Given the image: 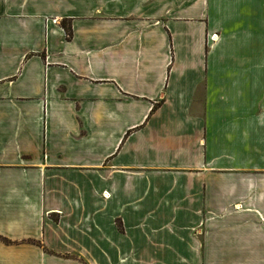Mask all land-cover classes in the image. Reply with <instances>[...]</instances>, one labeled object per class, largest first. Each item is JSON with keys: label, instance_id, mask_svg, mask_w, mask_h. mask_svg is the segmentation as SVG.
Instances as JSON below:
<instances>
[{"label": "crops", "instance_id": "1", "mask_svg": "<svg viewBox=\"0 0 264 264\" xmlns=\"http://www.w3.org/2000/svg\"><path fill=\"white\" fill-rule=\"evenodd\" d=\"M0 264H264V0H0Z\"/></svg>", "mask_w": 264, "mask_h": 264}, {"label": "trees", "instance_id": "2", "mask_svg": "<svg viewBox=\"0 0 264 264\" xmlns=\"http://www.w3.org/2000/svg\"><path fill=\"white\" fill-rule=\"evenodd\" d=\"M62 25H63V27L65 28V31H66L67 35L70 37V36H71V30H70V27L67 25L66 22H63Z\"/></svg>", "mask_w": 264, "mask_h": 264}]
</instances>
